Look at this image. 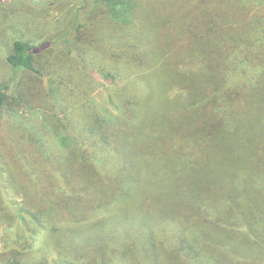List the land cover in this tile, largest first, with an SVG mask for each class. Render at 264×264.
Wrapping results in <instances>:
<instances>
[{
	"label": "trees",
	"instance_id": "obj_1",
	"mask_svg": "<svg viewBox=\"0 0 264 264\" xmlns=\"http://www.w3.org/2000/svg\"><path fill=\"white\" fill-rule=\"evenodd\" d=\"M2 1L19 3L3 22L38 17ZM81 1L64 46L0 35V264H264V0ZM152 38L171 114L194 122L148 148L128 124L147 113L132 82L156 65Z\"/></svg>",
	"mask_w": 264,
	"mask_h": 264
},
{
	"label": "rangeland",
	"instance_id": "obj_2",
	"mask_svg": "<svg viewBox=\"0 0 264 264\" xmlns=\"http://www.w3.org/2000/svg\"><path fill=\"white\" fill-rule=\"evenodd\" d=\"M8 1V0H7ZM14 1L17 0H11V3H13ZM25 3L31 2L30 0H23ZM34 2H36V14H38V17H31L29 16V12L30 9L27 11H24L22 13H20L17 17L16 14H14L12 17L7 18L6 21H2L0 20V35H5L7 33L6 29H5V24H11L12 30L15 34H19V35H29L31 36V38L35 37L34 41H39L40 43L42 41V39L47 38V42L46 40H43L44 43H42V45L40 47V49H44L47 48L48 45H51V47L54 46H64V40L68 37V34L65 32L66 29H70L72 30L71 32L73 33V28H72V20L76 17L79 18V20H82V18L84 17V13L89 10V5L86 4L85 5L82 4L81 0H40L41 3H39V0H33ZM64 2L65 5L62 8V10L59 8ZM19 3H15L13 6H10L9 4H5L3 3L2 0H0V12L2 13L3 11H7L6 13L9 14L11 16V14L8 11L14 10L15 7L19 6ZM46 4H51L47 7H49L50 9H52L53 11V15L47 16L45 15L44 11L46 8ZM22 10H24V8L22 7V5L20 6ZM79 9L80 14L77 16V10ZM71 10V11H70ZM73 10V11H72ZM69 12L71 13L69 15ZM73 12V13H72ZM82 13V14H81ZM59 18V20H63V23L59 24V26H57L56 28H53L54 26V21ZM61 18V19H60ZM66 18V19H65ZM29 19V20H28ZM148 21V20H147ZM37 22H39V28H41V23H43L48 30H45L46 33H41L40 36L39 33L37 32H33L36 28H35V24H37ZM48 22L52 23V25L47 24ZM35 23V24H34ZM160 24H164V20H161L158 22ZM28 24V27H26V25ZM34 24V25H33ZM170 21L166 23V25L168 27H171L170 25ZM153 29H157L159 28L160 25H158L156 22L152 23ZM163 26V25H162ZM151 28V27H150ZM133 29H136V26H133ZM26 31L25 34H23ZM149 34L152 32H148ZM30 36H25L26 38H30ZM5 37V36H4ZM6 38V37H5ZM152 41L153 44V53H152V57H151V64H156L152 67L150 72H144L143 74H140L137 79L135 80L136 82H132L133 84H140L141 85V89H140V98L142 99L143 102H141L142 107L145 108V111H147V113H145L144 115L141 113L140 115L137 116V119H134L132 121H130V123L128 124V128H129V137L132 138H136L139 136H142V138H144L145 136H147V138L149 139V144H148V148L153 147L152 145V140L154 141V144L157 141L156 138V133L158 132H163L164 129H174L175 127H181L185 130H187L188 132L191 133V127H192V123L194 122V119H192V112L191 113H172L171 111L173 109V107L178 106L179 104L177 102H172L170 103V101L173 100H169L170 94H168V88H169V79L167 78V76L163 75L161 78V81L159 83L160 80V76L159 73L157 72L159 67L157 64V60L159 59V56L163 54V49L158 47V42H156V40L154 38L150 39ZM106 41V39H105ZM107 43V41H106ZM5 46V41L3 40V38L0 36V49L2 50ZM95 46H97L98 49H94L96 51H94V53H97L99 56L102 54V51L105 49V42L98 40L97 44H95ZM107 46V45H106ZM50 47V46H49ZM39 49V48H38ZM45 50V49H44ZM3 52V51H2ZM92 52V50H91ZM50 52L45 51L44 52V56L49 55ZM98 56V57H99ZM1 57V56H0ZM98 57H96L95 59H97ZM46 60L48 59L47 57H44ZM44 59V62H45ZM149 63V61H148ZM141 67H143V65H137V61L135 62V69L138 68L140 69ZM46 68V65L44 66V69ZM164 68H168L167 66H164ZM171 69H173V67L171 66ZM203 70H197L195 72H193L192 74V80H194L195 82H199V78L196 76V74ZM204 73V72H203ZM68 78L70 79V81L68 82L69 84H72V81L74 84H77L79 81L78 78V74L77 73H73L72 74V79H71V72L69 70V72L67 73ZM104 83V82H103ZM133 84H129L127 87H131ZM73 85V84H72ZM106 85H109V82H105L103 87H106ZM91 94L94 95V97H96V101H98V103L101 106H104L105 104H107L106 101V95L107 92L103 91L100 92L98 90H95L93 92H91ZM254 96V100L253 102L255 104L258 103V101L260 100V95L259 93H256L253 95ZM162 108V109H161ZM262 111V109L257 106V108L254 110V114L257 115ZM250 116V112L247 113ZM151 121V125L150 127H142L141 123H145L147 121ZM148 124V123H147ZM168 139V136L166 134H164L161 137V141L164 142L165 140ZM140 151L142 152H138V156H140V158H143V149H141ZM163 154V151L160 149L156 152H154V159L155 161H159L160 156ZM148 159H150V157H148ZM240 159V158H239ZM235 162V165H230V168H234V172L235 175L238 174V170H239V165L241 163V159ZM165 161H167L166 159H164ZM210 160V159H208ZM213 161V160H210ZM201 167H207L206 164L201 163ZM231 171H233L231 169ZM168 176V175H167ZM21 199V198H20ZM18 199V200H20ZM2 246V242L0 240V249ZM251 264H260L258 261L254 260Z\"/></svg>",
	"mask_w": 264,
	"mask_h": 264
}]
</instances>
